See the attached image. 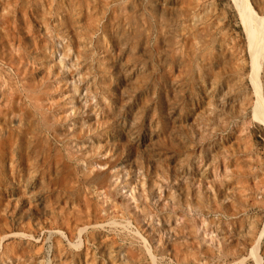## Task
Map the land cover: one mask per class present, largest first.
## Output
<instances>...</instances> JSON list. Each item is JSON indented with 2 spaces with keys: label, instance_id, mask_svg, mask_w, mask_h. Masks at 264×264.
Wrapping results in <instances>:
<instances>
[{
  "label": "rangeland",
  "instance_id": "obj_1",
  "mask_svg": "<svg viewBox=\"0 0 264 264\" xmlns=\"http://www.w3.org/2000/svg\"><path fill=\"white\" fill-rule=\"evenodd\" d=\"M247 4L0 0V264H264Z\"/></svg>",
  "mask_w": 264,
  "mask_h": 264
},
{
  "label": "bare ground",
  "instance_id": "obj_2",
  "mask_svg": "<svg viewBox=\"0 0 264 264\" xmlns=\"http://www.w3.org/2000/svg\"><path fill=\"white\" fill-rule=\"evenodd\" d=\"M236 1L240 2L241 5L240 12L242 18L244 17L245 19H247L248 22L252 21V19H255L254 11L247 4V0H236ZM249 34H250V41L252 46L257 47L256 52H259V47L262 45L264 41V34L262 31L260 20L259 22H257V26L251 27ZM254 113L256 116H258L259 118L262 117V119L264 120V108L262 107V100L260 97H257V100L255 101Z\"/></svg>",
  "mask_w": 264,
  "mask_h": 264
}]
</instances>
